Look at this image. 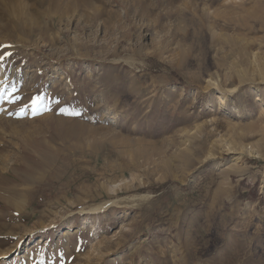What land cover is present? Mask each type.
Masks as SVG:
<instances>
[{"label":"rangeland","instance_id":"374dc122","mask_svg":"<svg viewBox=\"0 0 264 264\" xmlns=\"http://www.w3.org/2000/svg\"><path fill=\"white\" fill-rule=\"evenodd\" d=\"M11 1L0 264H264V0Z\"/></svg>","mask_w":264,"mask_h":264},{"label":"crops","instance_id":"0c3cea01","mask_svg":"<svg viewBox=\"0 0 264 264\" xmlns=\"http://www.w3.org/2000/svg\"><path fill=\"white\" fill-rule=\"evenodd\" d=\"M31 173H29L28 178L27 179H32V176H30ZM34 181L26 184L24 189H19L16 185H13L12 183H10V186L7 188H4L5 192H8V196H9V205H11L14 208V211L16 213H18L19 215H24V216H28L29 214V204H39L40 203V198L41 196H39V193L41 191V187L43 186V182L41 179V175L40 172H38V175L36 176L35 174L33 175ZM47 184H52L53 183V178L52 177H48ZM68 185L66 184V187ZM46 188V187H45ZM50 187L47 186L46 189H49ZM52 189V188H51ZM43 191V190H42ZM51 190L49 189V192ZM70 192V191H69ZM90 194L88 195L89 198H87L88 200H91L90 198ZM47 199L50 197H46ZM23 199L24 203L22 204V207H19L17 205V203ZM62 203H64L66 206L72 205L73 202H75V200H77V202H80V199H75V196H70L66 193L65 196H62L61 198ZM38 210H35L32 215H39L40 209L37 208Z\"/></svg>","mask_w":264,"mask_h":264},{"label":"bare ground","instance_id":"6f19581e","mask_svg":"<svg viewBox=\"0 0 264 264\" xmlns=\"http://www.w3.org/2000/svg\"><path fill=\"white\" fill-rule=\"evenodd\" d=\"M19 2H20V0H18ZM35 2H37V1H43V2H48V3H50V5H53V6H57L58 4H56L57 3V0H34ZM61 1H63V3L61 4V6L63 5H70V4H73V3H76V0H72L73 1V3L70 1V0H60L58 3H60ZM4 2L6 3V10H8L9 9V7H10V9L14 6V4H12V1L11 0H4ZM77 2L78 3H80V2H84V3H89V0H77ZM77 3V4H78ZM76 4V5H77ZM75 5V4H74ZM17 6H18V11H15V12H17V13H19V14H23V12H22V10H21V8H20V3H17ZM66 7V6H65ZM70 7H72V6H70ZM75 7V6H74ZM78 7V6H77ZM98 11V10H97ZM99 12V11H98ZM70 133H68V135H69ZM78 135V134H77ZM117 191V190H116Z\"/></svg>","mask_w":264,"mask_h":264},{"label":"snow or ice","instance_id":"6c2138e0","mask_svg":"<svg viewBox=\"0 0 264 264\" xmlns=\"http://www.w3.org/2000/svg\"><path fill=\"white\" fill-rule=\"evenodd\" d=\"M38 110V109H37Z\"/></svg>","mask_w":264,"mask_h":264}]
</instances>
